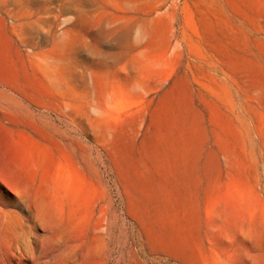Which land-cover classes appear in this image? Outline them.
<instances>
[{"label": "rangeland", "instance_id": "rangeland-1", "mask_svg": "<svg viewBox=\"0 0 264 264\" xmlns=\"http://www.w3.org/2000/svg\"><path fill=\"white\" fill-rule=\"evenodd\" d=\"M0 212V263L264 264V0H0Z\"/></svg>", "mask_w": 264, "mask_h": 264}, {"label": "bare ground", "instance_id": "bare-ground-1", "mask_svg": "<svg viewBox=\"0 0 264 264\" xmlns=\"http://www.w3.org/2000/svg\"><path fill=\"white\" fill-rule=\"evenodd\" d=\"M3 219H4V216L0 212V227H2V225L4 224ZM0 233L1 234L3 233L2 228H0ZM106 234H107V238L109 240H111L113 232L110 230ZM42 236H45V235H38V234H32L31 233V235L29 236L30 239L25 240V241H21V242L20 241L16 242V244H14V246L12 245L11 248L8 247L5 251V256L1 258L0 264H32L33 261L39 256L40 252H39V249L37 247V242H39L40 240L44 241L43 239H41ZM95 236H96V234H95ZM55 243H56V241H55ZM83 246H84V244H82L80 247L83 248ZM58 247H59V249L53 250L51 253L57 254V255L62 256V257L66 256L65 252L63 251L62 245H60ZM48 256H49V254H47L46 257H48ZM50 256H51V254H50ZM62 257H60V259ZM45 262H47V261H45ZM48 263H49V261L46 264H48Z\"/></svg>", "mask_w": 264, "mask_h": 264}]
</instances>
